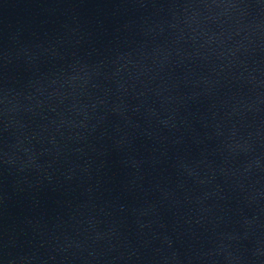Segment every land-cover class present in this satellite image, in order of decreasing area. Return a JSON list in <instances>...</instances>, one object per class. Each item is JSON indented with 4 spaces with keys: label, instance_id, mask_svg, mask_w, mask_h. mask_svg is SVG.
I'll list each match as a JSON object with an SVG mask.
<instances>
[{
    "label": "water",
    "instance_id": "1",
    "mask_svg": "<svg viewBox=\"0 0 264 264\" xmlns=\"http://www.w3.org/2000/svg\"><path fill=\"white\" fill-rule=\"evenodd\" d=\"M0 264H264V0H0Z\"/></svg>",
    "mask_w": 264,
    "mask_h": 264
}]
</instances>
